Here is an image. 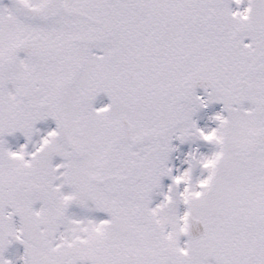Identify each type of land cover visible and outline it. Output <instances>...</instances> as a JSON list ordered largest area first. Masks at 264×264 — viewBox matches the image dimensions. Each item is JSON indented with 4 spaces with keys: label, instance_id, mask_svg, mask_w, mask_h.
<instances>
[{
    "label": "snow or ice",
    "instance_id": "snow-or-ice-1",
    "mask_svg": "<svg viewBox=\"0 0 264 264\" xmlns=\"http://www.w3.org/2000/svg\"><path fill=\"white\" fill-rule=\"evenodd\" d=\"M0 264H264V0H0Z\"/></svg>",
    "mask_w": 264,
    "mask_h": 264
}]
</instances>
